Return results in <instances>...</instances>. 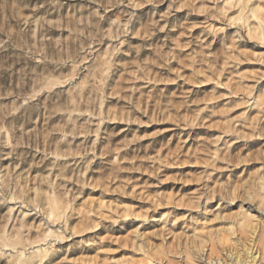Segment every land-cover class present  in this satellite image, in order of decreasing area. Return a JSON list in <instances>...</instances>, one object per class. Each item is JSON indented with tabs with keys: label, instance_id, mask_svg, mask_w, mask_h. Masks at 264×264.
<instances>
[{
	"label": "rangeland",
	"instance_id": "1",
	"mask_svg": "<svg viewBox=\"0 0 264 264\" xmlns=\"http://www.w3.org/2000/svg\"><path fill=\"white\" fill-rule=\"evenodd\" d=\"M223 2L0 0V264L250 261L264 40Z\"/></svg>",
	"mask_w": 264,
	"mask_h": 264
},
{
	"label": "bare ground",
	"instance_id": "2",
	"mask_svg": "<svg viewBox=\"0 0 264 264\" xmlns=\"http://www.w3.org/2000/svg\"><path fill=\"white\" fill-rule=\"evenodd\" d=\"M224 1H226V2H223V5L224 6H228V5H233V6H235L236 7V9H237V12H238V16H237V18H235V20H237V21H239V20H241L242 19V17H245V15H246V19H247V17L248 16H251L252 18H254L255 19V23H256V25L257 26H250V24H248V25H246V28H247V30H246V34L247 35H256V32H258L259 31V33H260V38L261 39H263L264 40V8L263 7H260V6H253V0H224ZM233 6H231V7H233ZM235 7H233V8H235ZM259 13H262V15L259 17L258 16V14ZM248 14V15H247ZM229 20H232V19H229ZM234 20V19H233ZM232 20V21H233ZM233 23V22H232ZM235 23H236V21H235ZM246 23H248V22H246ZM233 25V24H232ZM242 25V24H241ZM230 27H232L233 28V26H231L230 25ZM258 28L259 30H257L256 28ZM239 29V28H238ZM258 35V34H257ZM252 37V36H251ZM257 189H258V191L257 192H264V183H261L260 185H259V187H257ZM252 198V196H249V199H251ZM248 199V200H249ZM53 200V199H52ZM246 202H247V196H246ZM244 200V201H245ZM10 202V201H9ZM13 203H15V202H13ZM56 204V203H55ZM248 208L249 209H251L249 206H248ZM241 209H242V207H241ZM246 210V209H245ZM244 213H245V217H240V218H242V220L240 221V220H238V224H236V226H237V228H238V226L239 227H245V225L247 224V217H248V219L249 220H252L253 219V216L252 215H250L249 213H247L246 211H243ZM263 212V211H262ZM26 214V213H25ZM28 214V213H27ZM34 213L31 211V212H29V216H31V215H33ZM239 214V213H238ZM60 215V214H59ZM236 217H237V215H235ZM240 216V215H239ZM242 216V215H241ZM56 217V216H55ZM51 218V217H50ZM58 218V217H57ZM234 218V217H233ZM233 218H231V220L233 219ZM230 219V218H229ZM235 219V218H234ZM238 219V218H237ZM49 220V219H48ZM58 220V219H57ZM230 220V221H231ZM233 221V220H232ZM240 221V222H239ZM53 223V222H52ZM232 223H234V226H235V223H237V221H236V219H235V222H232ZM50 225V224H49ZM53 228V227H52ZM55 228H56V226H55ZM229 229H230V226L228 227ZM50 230V229H49ZM228 229L226 228V231H227ZM231 230H232V228H231ZM231 230H229L230 232L229 233H232L231 232ZM51 231V230H50ZM53 232H55L56 231V229H55V231L54 230H52ZM263 227H261V226H259L258 228H255L254 229V231L252 232V233H256V237H257V240L258 241H260V248L258 249L257 247H256V249L254 250V247H252V248H250V249H248L249 251H250V256H249V258H250V261H246V260H241V258H240V255L238 254V253H230V256H231V258L233 257V261H234V263L235 264H264V240H263ZM57 233V232H56ZM55 233V234H56ZM73 233V232H72ZM227 233V232H226ZM229 233H227V234H229ZM50 234H52L53 235V233L52 232H50L49 234H47L46 235V238H47V236L48 235H50ZM57 235H59V234H57ZM55 236V238H53V237H51V238H53L54 240H52V242H50L49 241V243H46V244H44V243H42V244H36V245H34L33 246V249H34V251L32 250L30 253H32V254H36V256H33L34 258H36L37 257V263L39 264L40 262H42V260H43V258L46 256V254L48 253V250H47V248L49 249L50 248V250L52 249V247H54V245H55V243H59V244H62L63 243V239L65 238V237H61V236ZM69 235V234H68ZM71 236V235H70ZM44 237V236H43ZM174 237H176V235L175 236H173V238ZM224 237V236H223ZM69 238V237H68ZM43 240H44V238H43ZM47 240V239H46ZM39 241V240H38ZM40 241H42V240H40ZM45 241V240H44ZM66 241H69V239H66L65 241H64V243L66 242ZM218 241H219V243L220 242H222V241H224V238H222V237H220V238H218ZM263 241V242H262ZM43 242V241H42ZM67 243V242H66ZM34 244H35V242H34ZM41 245H43V246H45V245H50V246H48V247H40ZM32 247V246H31ZM30 247V248H31ZM18 249V248H17ZM19 250V249H18ZM26 250V249H25ZM25 250H20V251H16V253L15 254H17V258H18V262H17V264H26V262L28 261L26 258H25ZM254 250V251H253ZM11 251H13V249H11ZM31 255V254H30ZM48 255V254H47ZM26 257H27V255H26ZM47 257V256H46ZM35 261H36V259H35ZM232 261V262H233ZM16 262V261H15ZM36 263V262H35ZM36 263V264H37Z\"/></svg>",
	"mask_w": 264,
	"mask_h": 264
}]
</instances>
